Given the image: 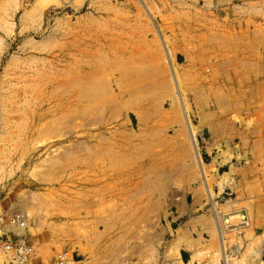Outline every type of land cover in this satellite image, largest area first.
<instances>
[{
    "label": "rangeland",
    "instance_id": "rangeland-1",
    "mask_svg": "<svg viewBox=\"0 0 264 264\" xmlns=\"http://www.w3.org/2000/svg\"><path fill=\"white\" fill-rule=\"evenodd\" d=\"M241 1L0 0V264L15 233L27 264H224L251 203L208 199L201 168L260 166L264 195V155L238 162L204 129L222 104L212 56L244 45L224 16Z\"/></svg>",
    "mask_w": 264,
    "mask_h": 264
},
{
    "label": "crops",
    "instance_id": "crops-1",
    "mask_svg": "<svg viewBox=\"0 0 264 264\" xmlns=\"http://www.w3.org/2000/svg\"><path fill=\"white\" fill-rule=\"evenodd\" d=\"M227 3L231 4L232 0H227ZM245 4L246 0H242L224 12L229 21V35L244 45L240 46L238 56H212L211 63L209 61L212 85L217 87L221 84L222 104H215L213 118L206 122L204 128L210 140L238 146L231 152L238 162L246 161L247 157L264 155V152L259 154L252 148L244 147L246 141L251 142L250 147L260 142L264 149V11L254 10L249 15ZM191 139L193 141L192 134ZM206 168L205 171L201 168V174L208 199H211L210 189H213L217 197L231 196L228 201L234 207L251 203L249 210L240 208L242 220L238 224L228 223L227 233L236 232L241 243L229 247L222 241L223 263L264 264V242L259 241L264 234V222L259 219L261 211H264L262 169L245 163L229 165L227 171L220 166L215 171ZM215 209L212 204L213 216L218 220L223 214L217 216ZM234 212L231 210L229 213L233 215ZM17 235L21 237L15 233V238ZM196 252L202 253L203 250H192L189 258ZM200 261L196 260L193 264H205L207 260Z\"/></svg>",
    "mask_w": 264,
    "mask_h": 264
},
{
    "label": "built area",
    "instance_id": "built-area-1",
    "mask_svg": "<svg viewBox=\"0 0 264 264\" xmlns=\"http://www.w3.org/2000/svg\"><path fill=\"white\" fill-rule=\"evenodd\" d=\"M18 217L16 218V220ZM15 220V222H16ZM5 256L4 264H27L31 257L32 249L25 240L17 235L13 242L5 243L2 247ZM50 264H76L72 255L62 252Z\"/></svg>",
    "mask_w": 264,
    "mask_h": 264
},
{
    "label": "bare ground",
    "instance_id": "bare-ground-1",
    "mask_svg": "<svg viewBox=\"0 0 264 264\" xmlns=\"http://www.w3.org/2000/svg\"><path fill=\"white\" fill-rule=\"evenodd\" d=\"M237 230V229H236Z\"/></svg>",
    "mask_w": 264,
    "mask_h": 264
}]
</instances>
